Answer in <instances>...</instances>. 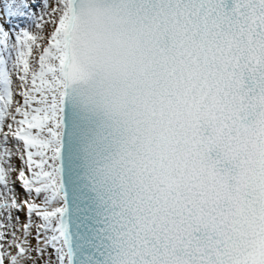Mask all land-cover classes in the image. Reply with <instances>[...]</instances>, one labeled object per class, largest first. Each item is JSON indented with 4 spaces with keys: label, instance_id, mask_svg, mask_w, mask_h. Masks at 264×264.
I'll list each match as a JSON object with an SVG mask.
<instances>
[{
    "label": "snow or ice",
    "instance_id": "snow-or-ice-1",
    "mask_svg": "<svg viewBox=\"0 0 264 264\" xmlns=\"http://www.w3.org/2000/svg\"><path fill=\"white\" fill-rule=\"evenodd\" d=\"M0 264H264V0H0Z\"/></svg>",
    "mask_w": 264,
    "mask_h": 264
},
{
    "label": "rangeland",
    "instance_id": "rangeland-1",
    "mask_svg": "<svg viewBox=\"0 0 264 264\" xmlns=\"http://www.w3.org/2000/svg\"><path fill=\"white\" fill-rule=\"evenodd\" d=\"M40 2H43V0H40ZM49 2H51V0H49ZM52 2H54V0H52Z\"/></svg>",
    "mask_w": 264,
    "mask_h": 264
},
{
    "label": "bare ground",
    "instance_id": "bare-ground-1",
    "mask_svg": "<svg viewBox=\"0 0 264 264\" xmlns=\"http://www.w3.org/2000/svg\"><path fill=\"white\" fill-rule=\"evenodd\" d=\"M51 2H52V0H51Z\"/></svg>",
    "mask_w": 264,
    "mask_h": 264
}]
</instances>
